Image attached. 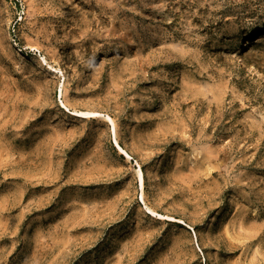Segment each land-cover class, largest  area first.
<instances>
[{"label": "rangeland", "instance_id": "374dc122", "mask_svg": "<svg viewBox=\"0 0 264 264\" xmlns=\"http://www.w3.org/2000/svg\"><path fill=\"white\" fill-rule=\"evenodd\" d=\"M263 80L264 0H0V264H264Z\"/></svg>", "mask_w": 264, "mask_h": 264}, {"label": "bare ground", "instance_id": "6f19581e", "mask_svg": "<svg viewBox=\"0 0 264 264\" xmlns=\"http://www.w3.org/2000/svg\"><path fill=\"white\" fill-rule=\"evenodd\" d=\"M257 38V37H256ZM256 38L254 39V41H256ZM253 43L252 40L248 39L247 41V44L251 45ZM243 44V43H242ZM264 81V80H263ZM75 115H77L78 117H82V118H86V117H89V116H93L95 114L93 113H85V112H77V113H74ZM139 178H140V181H141V175H140V172H139Z\"/></svg>", "mask_w": 264, "mask_h": 264}]
</instances>
